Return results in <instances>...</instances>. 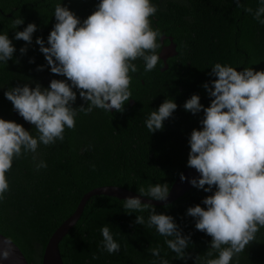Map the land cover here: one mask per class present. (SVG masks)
<instances>
[{"label": "trees", "instance_id": "16d2710c", "mask_svg": "<svg viewBox=\"0 0 264 264\" xmlns=\"http://www.w3.org/2000/svg\"><path fill=\"white\" fill-rule=\"evenodd\" d=\"M60 2L82 22L95 11L99 0H0V34L7 33L16 49L11 60L0 63V118L21 124L34 137L38 136L34 125L23 124L14 116L16 111L4 92L25 84L34 88L39 83L48 88L52 79L66 80L50 72L35 43L40 37L48 46L47 37L56 23L55 5ZM240 2L243 7H237L233 0H182L169 2L162 9L164 12H160L155 0L158 11L155 18H150L151 26L159 29L160 37L171 36L176 44L177 53L167 60L168 68L162 71L160 61L146 72L142 59L133 61L138 69L129 73L134 105L126 102L123 112L94 108L86 114L79 107H87V102L73 88L77 93L72 104L77 108L75 129L65 128L63 141L48 146L40 144L36 153H23L13 160L11 170L6 173L9 190L0 199V233L18 246L28 264H40L48 238L89 190L117 185L139 193L140 188L146 192L157 183H167L170 188L177 175L189 168L190 135L193 129H202L200 121L204 113L192 114L183 105L194 94L204 107L210 105L212 97L203 85L208 83L211 87V81L216 79L210 75L211 67L221 63L237 71L247 67L264 71V25L244 11L245 7H251L254 12L260 0ZM18 18L24 23L14 28L13 21ZM29 23L37 26L32 43L14 39L15 33ZM22 47L27 49L24 54L20 52ZM39 66L43 70H38ZM39 76L44 81H33ZM169 98L177 109L163 122L162 130L150 133L145 120ZM40 161L47 167L37 170ZM211 194L192 187L170 204L154 206L157 214L173 217L182 235L190 236L186 259L176 258L167 247L165 241L173 237L161 236L154 226L148 227V211L126 210L123 200L98 195L89 199L75 226L59 243L62 262L159 264V259L149 251L159 248L161 257L169 264H203L211 237L198 231L196 218L186 213L195 205L206 207L202 200ZM138 215L144 217L143 225L135 223ZM105 224L120 244L119 252L109 254L103 249L100 229ZM93 255L98 259H93ZM217 255L214 253L211 258ZM231 264H264V227L243 252L233 257Z\"/></svg>", "mask_w": 264, "mask_h": 264}, {"label": "clouds", "instance_id": "9594fccd", "mask_svg": "<svg viewBox=\"0 0 264 264\" xmlns=\"http://www.w3.org/2000/svg\"><path fill=\"white\" fill-rule=\"evenodd\" d=\"M243 7L240 0H233ZM158 11L151 0H99L93 11L82 22L61 2L55 5L53 25L47 44L37 37L35 43L44 55L50 72L66 77L52 79L48 88L39 83L34 88L27 84L4 92L13 109L29 124L34 125L38 136H33L21 124L0 118V199L9 190L6 176L13 160L23 153H36L40 144L45 146L63 141L64 131L75 129L76 109L72 104L79 96L87 107L79 109L86 114L94 108L106 112H123L131 98L129 73L138 71L133 61L142 59L145 71H152L160 62L157 50L160 44L159 29H153L150 18ZM244 11L264 25V0L253 12ZM22 18L13 21V27L23 24ZM34 23L15 33L14 39L32 43ZM16 51L7 33L0 34V63L6 64ZM25 47L20 49L24 54ZM33 62L30 60V63ZM38 70H43L39 66ZM210 75L216 79L211 87H203L212 97L204 107L198 95H192L183 105L192 114L203 111L202 129H193L189 139L190 151L187 166L199 173V179H191L193 187L211 192L202 203L187 209V215L196 218L195 228L211 237L210 248L203 264H231L255 240L256 233L264 227V71L251 67L237 71L227 64L216 63ZM70 82V83H69ZM177 104L169 98L151 111L145 120L150 133L163 129V122L170 118ZM23 150V151H22ZM35 160L36 157L34 156ZM40 161L36 168H46ZM185 177L181 175V180ZM207 186V187H205ZM213 189H215L213 191ZM140 196L151 200L165 201L169 195L167 183L150 185ZM126 210L150 213L148 227H155L164 237L167 247L178 259H186L190 236L182 235L173 217L157 214L151 203H142L138 197H127ZM142 215L135 223L144 224ZM102 247L109 254L120 251L108 224L101 229ZM159 259V264H169L160 255L159 248L149 250ZM214 253H218L215 258ZM8 249H0V259H8ZM93 259H98L93 255ZM155 264V261H153Z\"/></svg>", "mask_w": 264, "mask_h": 264}, {"label": "water", "instance_id": "95a60500", "mask_svg": "<svg viewBox=\"0 0 264 264\" xmlns=\"http://www.w3.org/2000/svg\"><path fill=\"white\" fill-rule=\"evenodd\" d=\"M164 39H168L169 44L163 45L158 53L164 63L163 67L161 68L162 71L168 68L166 59L168 57L175 56L177 53L176 45L172 41V37L164 35L161 36V44H163ZM112 111L114 110H111V112ZM181 175L185 177L184 180H181ZM194 178L199 179V173L195 169L189 167L181 171L171 184L169 188V195L165 201L151 200L150 197L140 196L139 193L117 185H102L89 190L88 192L83 194L73 213L68 216L48 238L41 255L40 264H63L59 250V243L75 226L83 212L85 204L91 197L104 195L121 200H124L127 197H138L142 203H151L153 206H164L177 200L179 197L188 192L193 187L189 181ZM0 249H8L10 252L8 259H0V264H28L26 258L24 257L18 246L1 233Z\"/></svg>", "mask_w": 264, "mask_h": 264}, {"label": "flooded vegetation", "instance_id": "af4514ba", "mask_svg": "<svg viewBox=\"0 0 264 264\" xmlns=\"http://www.w3.org/2000/svg\"><path fill=\"white\" fill-rule=\"evenodd\" d=\"M154 1L155 0H151V3L152 4H154ZM176 1H182V0H157V2H158V4H159V11L160 12H164V8L165 7H167L168 6V4H169V2H176ZM162 9H164V10H162ZM158 17L160 18V17H162V14L161 15H158ZM153 18H155L154 16H153ZM173 41V40H172ZM167 44H169V41L167 40V39H164L163 40V44H161L160 43V48H159V51L161 50V48H162V46L163 45H167ZM176 45V44H175ZM159 51H158V53H159ZM173 57V56H172ZM171 57H168L167 59H166V64H167V60L168 59H170ZM160 61H162L161 59H160ZM162 63H163V61H162ZM163 65H164V63H163ZM168 66V65H167ZM42 76V75H41ZM41 76H39V77H37V79L35 80H33V81H44L43 80V78L41 77ZM46 80H48V79H46ZM132 102H133V104H132ZM127 103H128V105L129 106H133L134 105V101H133V99L132 98H130L129 99V101H127ZM125 106V105H124ZM111 112V111H110ZM114 112H116L115 110L114 111H112L111 113H114Z\"/></svg>", "mask_w": 264, "mask_h": 264}, {"label": "rangeland", "instance_id": "374dc122", "mask_svg": "<svg viewBox=\"0 0 264 264\" xmlns=\"http://www.w3.org/2000/svg\"><path fill=\"white\" fill-rule=\"evenodd\" d=\"M14 116L18 117L23 124H26V125L29 124L17 112H15Z\"/></svg>", "mask_w": 264, "mask_h": 264}]
</instances>
